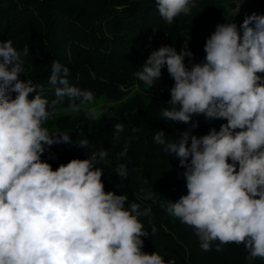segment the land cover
I'll use <instances>...</instances> for the list:
<instances>
[{
  "label": "clouds",
  "instance_id": "1",
  "mask_svg": "<svg viewBox=\"0 0 264 264\" xmlns=\"http://www.w3.org/2000/svg\"><path fill=\"white\" fill-rule=\"evenodd\" d=\"M155 3L168 24L195 6L194 0ZM204 52L203 61L189 67L185 60L194 54L187 42L179 51L161 46L133 76L150 88L166 67L174 86L160 117L192 125L179 140L167 139L162 130L153 137L185 169L187 195L169 203L168 214L194 229L201 250L211 251L214 243L217 252L222 245L242 244L252 264L264 259V15L252 13L237 25L229 13ZM51 67L49 83L62 86L56 87L58 98L94 100L91 91L69 85L70 71L60 61ZM22 73L13 42L0 41V264H166L157 252L142 250V238L150 234L139 218L151 210L142 212L135 202L126 207V195L105 191L104 170L96 165L105 162L107 150L56 170L42 159L47 148L72 143L71 136L50 133L49 103L39 85L20 79ZM200 115L227 123L197 136L192 129L199 127L194 118ZM89 116L95 119V112ZM115 129L119 133L124 126L117 123ZM76 144L89 148L87 140ZM116 173L126 177L127 166L120 164Z\"/></svg>",
  "mask_w": 264,
  "mask_h": 264
},
{
  "label": "trees",
  "instance_id": "2",
  "mask_svg": "<svg viewBox=\"0 0 264 264\" xmlns=\"http://www.w3.org/2000/svg\"><path fill=\"white\" fill-rule=\"evenodd\" d=\"M222 1L194 0L190 15L182 14L168 24L160 17L155 0H0V41L13 42L26 70L20 79L40 86L52 114L91 103L82 102L81 97L56 96V87L62 86L49 83L51 64L56 60L69 69L70 86L91 91L94 100L105 97L117 103L114 113L106 117L92 119L90 111H85L72 119L49 120L50 133L68 134L72 143L47 148L42 159L56 170L73 159H87L93 151L107 150L105 162L96 165L104 170L105 191L126 195V207L135 202L142 212L151 210L139 218L150 234L142 238V250L157 252L166 264L168 260L175 264H249L244 245H222L223 251L217 252L214 243L211 251H203L194 229L168 214V204L187 195L185 169L153 137L162 130L167 139L179 140L192 125L160 117L174 86L166 67L160 81L150 88L133 76L150 51L164 45L179 51L187 42L194 60L186 58L185 63L190 67L203 61L206 40L223 22ZM194 122L199 124L192 129L197 136L227 123L206 120L203 115ZM117 123L124 126L122 132H116ZM79 139L89 142L88 150L77 146ZM120 164L127 166L124 178L116 173ZM148 192L152 199L144 198ZM252 264H264V259L257 258Z\"/></svg>",
  "mask_w": 264,
  "mask_h": 264
},
{
  "label": "rangeland",
  "instance_id": "3",
  "mask_svg": "<svg viewBox=\"0 0 264 264\" xmlns=\"http://www.w3.org/2000/svg\"><path fill=\"white\" fill-rule=\"evenodd\" d=\"M223 14V23L229 19L243 21L246 16L256 13L264 15V0H223L221 5ZM117 103L105 97L98 98L91 103L80 105L73 109L58 110L52 114L49 120H55L58 117H65L72 119L85 111H94L95 116L98 118L106 117L113 114L116 109Z\"/></svg>",
  "mask_w": 264,
  "mask_h": 264
}]
</instances>
